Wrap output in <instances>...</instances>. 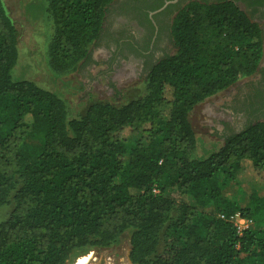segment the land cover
<instances>
[{
    "label": "trees",
    "instance_id": "trees-1",
    "mask_svg": "<svg viewBox=\"0 0 264 264\" xmlns=\"http://www.w3.org/2000/svg\"><path fill=\"white\" fill-rule=\"evenodd\" d=\"M113 1L46 0L54 71L87 59ZM170 35L175 52L149 67L141 98L69 118L61 98L13 79L17 31L0 0V208L12 205L0 264H67L125 232L132 264H264V230L238 236L226 220L264 217V121L205 158L189 122L196 105L256 72L263 30L231 1H191ZM123 131L145 144L131 146ZM247 168L255 182L225 199Z\"/></svg>",
    "mask_w": 264,
    "mask_h": 264
},
{
    "label": "rangeland",
    "instance_id": "rangeland-1",
    "mask_svg": "<svg viewBox=\"0 0 264 264\" xmlns=\"http://www.w3.org/2000/svg\"><path fill=\"white\" fill-rule=\"evenodd\" d=\"M2 1L17 31L19 58L12 72L13 79L31 81L61 98L67 107L69 118L84 114L86 109L96 102L121 106L143 96V83L148 68L144 69L143 59L135 51L127 50L122 54L117 50L116 41L104 35L91 44L85 61L73 70L56 72L51 68L48 58V46L54 26L46 10V0ZM109 17L111 19L112 15ZM167 39L169 40L165 39V44H172L171 35H168ZM160 48L158 52H164ZM174 52L175 48L171 47L167 54ZM237 86L238 84L205 99L190 112L189 122L197 141L196 158L207 157L223 144L224 136L234 132L228 130L227 121L231 117L239 124L244 115L243 107L235 112L234 116L224 112L226 105L231 106L230 94ZM121 136L127 138L131 146L146 142L142 135L130 134L128 131H123ZM32 143L36 144L37 140ZM254 182L255 176L252 170L247 168L241 178L242 187L228 184L223 197L235 200L240 192L250 189ZM11 209L12 205L0 208V223L7 218ZM253 221V229L264 230V217ZM129 238L130 233L125 232L110 247L74 254L67 264L88 253L92 254L89 264H132L129 260Z\"/></svg>",
    "mask_w": 264,
    "mask_h": 264
},
{
    "label": "flooded vegetation",
    "instance_id": "flooded-vegetation-1",
    "mask_svg": "<svg viewBox=\"0 0 264 264\" xmlns=\"http://www.w3.org/2000/svg\"><path fill=\"white\" fill-rule=\"evenodd\" d=\"M191 1L213 3L222 0H114L107 8L101 33L96 41L104 35L109 36L110 39L116 41L119 52L123 54L127 50L135 51L142 57L144 69L145 67L149 69L150 66L168 55L167 51L174 47L173 42L166 45L165 39L169 40L167 39L170 35L168 33H170V27L177 12ZM226 1L233 2L254 22L258 23L264 36V0ZM109 15H112L111 19ZM159 47L164 52H158ZM262 47V57L256 72L228 88H233L238 84L230 94L231 106L226 105L224 112L234 116L235 112L242 110V107L245 109L239 124L235 123L232 117L227 121L229 132L234 130L230 134L240 132L257 121H264V44Z\"/></svg>",
    "mask_w": 264,
    "mask_h": 264
},
{
    "label": "built area",
    "instance_id": "built-area-1",
    "mask_svg": "<svg viewBox=\"0 0 264 264\" xmlns=\"http://www.w3.org/2000/svg\"><path fill=\"white\" fill-rule=\"evenodd\" d=\"M153 192L157 193L156 190H154ZM226 220L233 225L238 236L242 235L246 231L253 229L254 221L250 218L244 217L239 212L233 213Z\"/></svg>",
    "mask_w": 264,
    "mask_h": 264
},
{
    "label": "bare ground",
    "instance_id": "bare-ground-1",
    "mask_svg": "<svg viewBox=\"0 0 264 264\" xmlns=\"http://www.w3.org/2000/svg\"><path fill=\"white\" fill-rule=\"evenodd\" d=\"M4 5V4H3ZM5 8V7H4ZM6 10V9H5ZM7 13V11H6ZM8 15V14H7ZM92 258V254H86L83 256H79L75 259V261L71 264H89L90 260Z\"/></svg>",
    "mask_w": 264,
    "mask_h": 264
},
{
    "label": "water",
    "instance_id": "water-1",
    "mask_svg": "<svg viewBox=\"0 0 264 264\" xmlns=\"http://www.w3.org/2000/svg\"><path fill=\"white\" fill-rule=\"evenodd\" d=\"M2 1V0H1ZM2 3H3V1H2ZM167 4V3H166ZM166 6V5H165Z\"/></svg>",
    "mask_w": 264,
    "mask_h": 264
}]
</instances>
